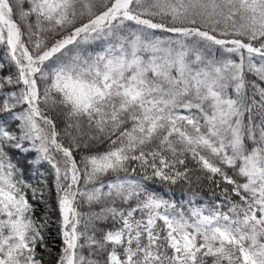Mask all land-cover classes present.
Listing matches in <instances>:
<instances>
[{
	"label": "snow or ice",
	"instance_id": "obj_1",
	"mask_svg": "<svg viewBox=\"0 0 264 264\" xmlns=\"http://www.w3.org/2000/svg\"><path fill=\"white\" fill-rule=\"evenodd\" d=\"M0 264H264V0H0Z\"/></svg>",
	"mask_w": 264,
	"mask_h": 264
},
{
	"label": "trees",
	"instance_id": "obj_2",
	"mask_svg": "<svg viewBox=\"0 0 264 264\" xmlns=\"http://www.w3.org/2000/svg\"><path fill=\"white\" fill-rule=\"evenodd\" d=\"M47 169V165H44L41 167V172H44L45 175L44 177H36V176H31L29 173L25 172L24 179L28 180L30 183H33L34 185H39L41 188L45 189L44 192V198L48 199V207L45 208L43 204H39L36 213L38 216H44L46 213L49 216V221L46 229V242L48 244V247L53 250V252L57 251L59 248V243H58V236L56 235L57 233V216L58 214L56 213L55 210V204L54 201L49 198L48 196V189L52 188V176L50 175V170L45 171ZM44 179L47 180V185L43 183ZM193 179V185L191 188H189L187 185H177L173 186V191L168 193V196H171L173 199H175L178 203L187 199L188 196L191 194L193 191L199 190V197L197 199V203H207L211 199H213L211 192L209 191L208 187L205 185V182H197L195 175L192 177ZM199 183V189L197 187V184ZM219 192V190H216ZM33 203H37L36 201H33ZM43 255L45 258L48 257L49 253L44 251Z\"/></svg>",
	"mask_w": 264,
	"mask_h": 264
},
{
	"label": "rangeland",
	"instance_id": "obj_3",
	"mask_svg": "<svg viewBox=\"0 0 264 264\" xmlns=\"http://www.w3.org/2000/svg\"><path fill=\"white\" fill-rule=\"evenodd\" d=\"M59 246V245H58Z\"/></svg>",
	"mask_w": 264,
	"mask_h": 264
}]
</instances>
